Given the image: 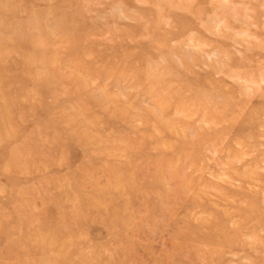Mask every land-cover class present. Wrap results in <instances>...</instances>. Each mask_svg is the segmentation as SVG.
Returning <instances> with one entry per match:
<instances>
[{
  "label": "rangeland",
  "instance_id": "obj_1",
  "mask_svg": "<svg viewBox=\"0 0 264 264\" xmlns=\"http://www.w3.org/2000/svg\"><path fill=\"white\" fill-rule=\"evenodd\" d=\"M0 264H264V0H0Z\"/></svg>",
  "mask_w": 264,
  "mask_h": 264
}]
</instances>
